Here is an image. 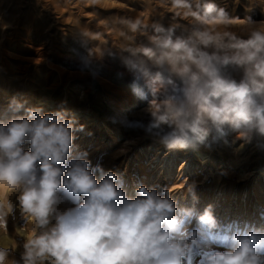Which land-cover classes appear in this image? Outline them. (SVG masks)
Segmentation results:
<instances>
[{
	"label": "clouds",
	"instance_id": "clouds-1",
	"mask_svg": "<svg viewBox=\"0 0 264 264\" xmlns=\"http://www.w3.org/2000/svg\"><path fill=\"white\" fill-rule=\"evenodd\" d=\"M77 2L97 15L63 33L75 73L96 81L116 66L143 104L106 118L137 134L113 160L141 139L165 156L264 153V19H254L264 0H245L243 17L216 0H116L122 11L103 23L104 0ZM10 27L0 19V32ZM41 100L16 91L0 103V264H264V209L202 203L187 161L166 183L126 180V167L94 164L76 143L86 125L66 98L47 109Z\"/></svg>",
	"mask_w": 264,
	"mask_h": 264
},
{
	"label": "rangeland",
	"instance_id": "rangeland-1",
	"mask_svg": "<svg viewBox=\"0 0 264 264\" xmlns=\"http://www.w3.org/2000/svg\"><path fill=\"white\" fill-rule=\"evenodd\" d=\"M216 1L232 15L243 17L246 14L242 6L245 0H241V5H236L235 0ZM260 8L264 5L256 7L254 19H264ZM122 9L123 5L116 0H104L98 19L103 23ZM96 15V11L80 6L77 0H0V19L12 25L0 32V103L6 105L16 91L25 93L30 102L43 95H50L55 103L66 98L71 109H74L73 101L78 100L85 107L83 114H78L80 122L86 125V132L93 134L78 133L76 143L81 149L91 151L94 164L100 160L105 168L123 170L126 167V180L135 174L149 183L157 178L166 183L175 179L184 167L182 162L187 161L183 174L204 181L198 188L202 203L218 198L221 212L249 217L264 209V153L251 145L238 157L230 155L227 149L165 156L158 144L141 139L126 156L112 159L128 133L122 129V136L114 137L117 126L106 118L115 115L113 110L125 107L129 98L136 102V107H126L128 114L138 112L143 104L132 95L129 78L117 77L120 69L116 66L109 65L101 77L93 81L79 77L74 65L66 59L71 41L68 45L62 43L63 33L77 21L86 25ZM81 92L85 93L83 100L79 98ZM50 107L45 105L46 109ZM204 160L206 162L202 163ZM221 168L229 170L228 177L218 176Z\"/></svg>",
	"mask_w": 264,
	"mask_h": 264
},
{
	"label": "bare ground",
	"instance_id": "bare-ground-1",
	"mask_svg": "<svg viewBox=\"0 0 264 264\" xmlns=\"http://www.w3.org/2000/svg\"><path fill=\"white\" fill-rule=\"evenodd\" d=\"M216 2L219 3V1H216ZM42 97H46L47 98V102L45 103V105L48 104L51 107H53L55 105V101H54V99L50 95H43L39 99H33V100H31V103L32 104H39V103H41L42 102V100H41ZM73 103H74V110L77 111V114L82 115L83 112L85 111V107L83 106V104L81 102H79L78 100L76 102L73 101ZM126 107L134 108V107H136V102L134 100H132L131 98H129L127 100V102H126V106L125 107L120 108L119 110H113V111H114L115 114H123V113H126V111H125L126 110ZM124 133H126V134L128 133V134H127V137L123 140V143H124L125 140H127L129 138L135 137V133H133V132L124 130ZM122 134H123L122 128L117 127L114 137H116V138L117 137H120V136H122ZM123 143H122V145H123ZM105 164H107V162H105ZM262 178H264V170L262 171ZM16 258H18V253H17Z\"/></svg>",
	"mask_w": 264,
	"mask_h": 264
}]
</instances>
